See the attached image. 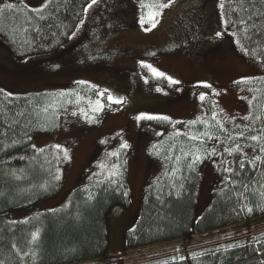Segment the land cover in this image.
<instances>
[{"label": "trees", "instance_id": "1", "mask_svg": "<svg viewBox=\"0 0 264 264\" xmlns=\"http://www.w3.org/2000/svg\"><path fill=\"white\" fill-rule=\"evenodd\" d=\"M92 1L46 0L38 7L21 0L0 2L2 43L18 57L42 55L18 74L41 72L47 79L42 87L20 93L0 83V264H264V74L242 80L245 89L249 85L252 90L242 120L229 122L207 109L202 117L179 121L173 131H161L150 144L148 159L157 166L143 187L126 244L148 247L195 237L205 245L176 254L148 249L139 252L148 257L139 259L104 257L106 215L131 203L123 164L85 178L89 163L61 205L10 219L13 210L34 208L41 198L59 191L58 148H36L34 135L57 129L64 109L82 113L88 106L86 96L97 86L102 96L109 94L107 87L124 91L118 77L124 78L133 112L166 102H145L135 92L146 78L142 60L157 52L171 53L195 42L202 46L192 55L198 75L212 76L221 68L208 59L218 42L228 38L237 45L233 49L242 48L264 63V0H221L220 14L212 16L202 12L203 0H185L168 20L178 26L175 31L128 42L117 39L122 32L116 33L131 26L123 0H102L88 10ZM82 21L81 36L65 45ZM74 72H90L92 83L68 81ZM224 157L231 160L227 171L221 164ZM210 158L217 161L208 205L194 218L201 203L199 169Z\"/></svg>", "mask_w": 264, "mask_h": 264}, {"label": "rangeland", "instance_id": "2", "mask_svg": "<svg viewBox=\"0 0 264 264\" xmlns=\"http://www.w3.org/2000/svg\"><path fill=\"white\" fill-rule=\"evenodd\" d=\"M3 1L10 2L0 0ZM21 1L34 7L46 2V0ZM101 1L93 0L88 10L97 8ZM183 1L185 0H123L130 10L128 19L131 26L117 31L116 33L122 32L117 39L122 42L135 38L143 41L157 36L163 37L168 32L175 31L178 26L168 20ZM216 11L220 14L221 0H203L202 12L206 16L208 14L212 16ZM82 24L83 21L72 32L65 45L74 44L81 36L84 29ZM227 32L232 34L231 31ZM2 42L0 40V83L12 93L42 87L47 79L41 72L33 75L18 74V71L26 72L42 55L28 54L18 57L8 44ZM234 43L228 38H225L224 42H218L213 57L208 61L214 59L213 67L221 68V72L212 76L198 75L192 55L200 52L202 46L195 42L188 46L176 47L171 53L157 52L143 59L146 78H142L143 86L135 92L140 94L141 100L145 102L165 100L162 106L151 109L139 108L131 112L128 98L130 96L126 93L129 88L126 80L118 77L124 91L114 92L112 88L107 87L109 94L102 96L101 87L97 86L98 89H94L92 94L86 96L88 106L82 113L74 114L72 108L64 109L57 129L38 133L33 137L36 148L51 145L58 148L59 191L41 198L34 208L13 210L10 212V219L25 218L35 211L61 205L69 190L78 182L81 170L89 166V163L90 166L84 173L85 178L110 173L123 164L131 191V203L127 209L119 213L106 215L108 244L104 257L125 256L139 259L142 256L148 257L139 253L148 249L155 251L158 248L157 252L160 254L164 252L176 254L205 245L203 241L198 242V238L194 237L186 243L171 240L157 242L148 247L132 248L126 244L125 233L131 228L136 214L139 213L143 187L157 166L154 161L149 162L148 152L151 142L161 131H173L177 129L179 121L202 117L207 109L219 113L229 122L242 120L248 112L252 90L249 85H246L248 89H245L242 80L264 74V63L257 57L249 56L242 48L236 51L233 49L236 45ZM71 76L72 78L68 79L70 82L79 79L92 83L90 72L86 74L74 72ZM95 77L100 83L101 77L98 75ZM96 85L98 84L95 83ZM216 161V158H210L201 163L197 190V200L201 203L196 204L194 218H197L208 205V191L214 178ZM221 164L227 171L231 166V160L224 157ZM98 261L89 264H97Z\"/></svg>", "mask_w": 264, "mask_h": 264}]
</instances>
